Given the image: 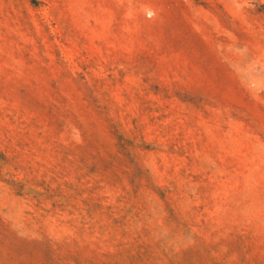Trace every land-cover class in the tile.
Masks as SVG:
<instances>
[{"label": "rangeland", "instance_id": "1", "mask_svg": "<svg viewBox=\"0 0 264 264\" xmlns=\"http://www.w3.org/2000/svg\"><path fill=\"white\" fill-rule=\"evenodd\" d=\"M0 218V264H264V0H0Z\"/></svg>", "mask_w": 264, "mask_h": 264}, {"label": "trees", "instance_id": "2", "mask_svg": "<svg viewBox=\"0 0 264 264\" xmlns=\"http://www.w3.org/2000/svg\"><path fill=\"white\" fill-rule=\"evenodd\" d=\"M21 93L26 94V91H21ZM50 99L47 100V107L49 108L52 115L56 117L57 120H59L61 123H63L64 126H72L76 127L79 126L81 129V122H80V116L78 115V112L76 110V107L67 96H65L60 90L56 89L54 91H50ZM106 120L109 121V131L114 134V136H119L120 131V123L114 122L113 118H106ZM120 138V136H119ZM13 187H18L20 190H23L26 186L24 183H18L13 181L12 182ZM38 203H41L39 200ZM0 226H6L4 221L0 218ZM16 237V236H15ZM18 238V237H16ZM143 247H140L138 249L139 255L141 254L146 259H152L153 256L149 254V250L141 251ZM144 249V248H143ZM172 264V262H170Z\"/></svg>", "mask_w": 264, "mask_h": 264}]
</instances>
